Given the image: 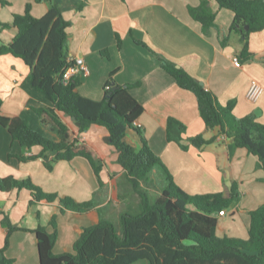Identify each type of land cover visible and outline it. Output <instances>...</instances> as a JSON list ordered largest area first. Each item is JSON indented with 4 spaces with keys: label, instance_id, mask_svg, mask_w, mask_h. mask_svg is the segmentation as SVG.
Listing matches in <instances>:
<instances>
[{
    "label": "crops",
    "instance_id": "0c3cea01",
    "mask_svg": "<svg viewBox=\"0 0 264 264\" xmlns=\"http://www.w3.org/2000/svg\"><path fill=\"white\" fill-rule=\"evenodd\" d=\"M0 22L13 24L14 15L25 12L28 0H1ZM71 23L69 33L70 60L82 58L90 69L89 76L80 75L79 93L88 99L102 101L111 74L116 85L130 86V94L145 108L136 125L143 131L151 150L162 160L175 183L190 195L229 192L236 184L239 201L218 216L217 234L220 237L249 238L251 213L264 205V168L258 167V158L237 147L232 139L220 135L219 129L208 131L200 116L195 95L181 89L175 79L161 66L157 55L165 57L184 69L215 94L222 105L235 101L234 114L238 118L254 115L264 124V92L253 103L247 99L251 83L258 81L264 88V30L252 34L249 51L252 59L235 65L242 50L240 36L231 34L228 44L221 41L229 35L234 20L233 12L221 9L215 1L211 8L216 13V27L209 34L195 21L189 7H198L200 0H54ZM33 5L35 17H43L49 8L46 0ZM15 28L0 30V45L11 44ZM121 39V47L118 45ZM142 42L146 47L136 43ZM154 52V53H153ZM104 53V54H103ZM157 54V55H156ZM31 70L25 62L12 55H0L1 114L21 117L36 131L56 140L49 125L43 124L33 108L51 107L47 97L35 91L30 84ZM175 118L186 125L183 150L167 139V121ZM71 132L80 142L92 147L103 162L101 174L105 188L100 190L98 179L86 159L61 161L49 171L45 164L55 157L23 162L19 157L38 156L41 147L25 148L13 141L0 125V178L31 179L44 192L70 196L78 202L96 198L100 211L94 209L85 215L59 213V204L41 201L31 204L28 190L0 191V261L13 264H41L37 235L39 227L51 230L50 221L58 216V239L54 247L57 255L73 251L83 229L97 224L101 218L111 220L110 207L115 193L123 209L133 205L122 167L118 164L116 149L107 142L108 131L94 125L79 134V126L67 119ZM217 140L198 149L189 139L198 135ZM126 141L139 147L140 137L130 132ZM20 228L9 238L3 220ZM112 221V220H111Z\"/></svg>",
    "mask_w": 264,
    "mask_h": 264
},
{
    "label": "trees",
    "instance_id": "16d2710c",
    "mask_svg": "<svg viewBox=\"0 0 264 264\" xmlns=\"http://www.w3.org/2000/svg\"><path fill=\"white\" fill-rule=\"evenodd\" d=\"M30 1L40 3L44 0H28L24 14L14 15L12 25L0 22V30L15 28L17 31L11 44L0 45V55L19 58L30 68L31 87L44 94L51 103V107L33 108V111L43 124L49 125L56 140L34 130L21 117L3 116L1 98L0 125L22 147L42 148L40 155L19 157L21 161H34L54 153L53 160L45 164L52 171L58 162L86 159L98 179L100 190L105 188L101 176L103 162L92 147L74 137L67 119H75L79 134L94 125L105 128L109 133V144L117 151L129 193L139 199L136 207L130 209L131 205L130 210L120 215L119 224L101 218L97 224L83 229L72 252L60 255L54 253L59 234L58 216H54L50 231L45 227L35 231L41 264H264V205L251 213L248 239L218 236L217 215L239 201L238 186L234 184L226 193L205 195H190L178 186L136 125L145 108L130 94V86L116 85L114 74H111L102 101L83 97L78 91L80 75L70 80L64 77L66 69L73 65L69 56L71 23L54 0H46L49 8L41 18L33 15ZM211 1L234 14L229 35L221 45L225 47L229 36L237 34L242 43L238 59L241 62L252 59L249 39L252 34L264 30V0H200L198 7H189V13L201 24L205 34L216 27V13L211 8ZM136 43L148 48L142 42ZM118 45L121 47L119 37ZM157 57L177 85L195 95L207 130L219 129L220 135L232 139L237 147L257 157L258 167L264 168V124L254 115L238 118L234 114L235 101L222 105L214 93L206 90L184 69L161 55ZM130 132L140 137L139 147L126 141ZM186 132L185 124L172 117L168 119V141L185 151L189 149L182 143ZM216 140L217 137L206 139L201 134L190 138L189 143L202 149ZM13 190H28L32 205L41 201L58 202L60 214L72 212L82 216L94 209L100 211L96 198L78 202L70 196L46 193L29 178H0V191ZM3 225L8 229V235L1 252L9 247L11 234L21 230L12 225L8 217L4 218ZM0 264L13 262L4 259Z\"/></svg>",
    "mask_w": 264,
    "mask_h": 264
},
{
    "label": "built area",
    "instance_id": "2783aa9c",
    "mask_svg": "<svg viewBox=\"0 0 264 264\" xmlns=\"http://www.w3.org/2000/svg\"><path fill=\"white\" fill-rule=\"evenodd\" d=\"M73 65H71L69 68L66 69L65 72V79L70 80L73 76L75 75H82V76H89L90 75V69L84 59L82 58H77V59H72ZM235 65L237 67L241 66L240 60L237 59L235 62ZM264 92L263 86L258 82V81H253L251 83V86L249 88V91L247 93V99L250 102H257L261 95ZM226 214V211H221L218 216H224Z\"/></svg>",
    "mask_w": 264,
    "mask_h": 264
},
{
    "label": "rangeland",
    "instance_id": "374dc122",
    "mask_svg": "<svg viewBox=\"0 0 264 264\" xmlns=\"http://www.w3.org/2000/svg\"><path fill=\"white\" fill-rule=\"evenodd\" d=\"M127 187H128V186H127ZM128 190L130 191L129 188H128ZM116 194H117V193L114 194L113 199H112V203H111V205H110V207L112 208L111 220H112L113 222H115L116 224H119V219H118V218H119V215H118V211H119V210H122L124 207H123L122 203L119 202L118 198L116 197ZM155 195H156V194H155ZM131 198H132V200H134V203H133L132 207H130V209H131V208L133 209L134 207L137 206V204H138V202H139V199H138L137 196H135V195H133V194H131ZM130 209L128 208V210H130Z\"/></svg>",
    "mask_w": 264,
    "mask_h": 264
},
{
    "label": "water",
    "instance_id": "95a60500",
    "mask_svg": "<svg viewBox=\"0 0 264 264\" xmlns=\"http://www.w3.org/2000/svg\"><path fill=\"white\" fill-rule=\"evenodd\" d=\"M72 120H75L74 118H72ZM77 126H79V124L77 123ZM107 142H109V139L107 138V140H106Z\"/></svg>",
    "mask_w": 264,
    "mask_h": 264
}]
</instances>
